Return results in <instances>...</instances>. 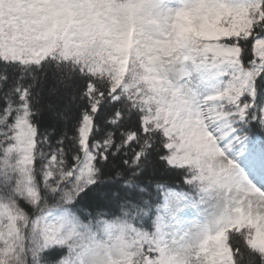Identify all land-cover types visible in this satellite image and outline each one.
Instances as JSON below:
<instances>
[{"label": "snow or ice", "instance_id": "obj_1", "mask_svg": "<svg viewBox=\"0 0 264 264\" xmlns=\"http://www.w3.org/2000/svg\"><path fill=\"white\" fill-rule=\"evenodd\" d=\"M0 264H264V0H0Z\"/></svg>", "mask_w": 264, "mask_h": 264}, {"label": "rangeland", "instance_id": "obj_2", "mask_svg": "<svg viewBox=\"0 0 264 264\" xmlns=\"http://www.w3.org/2000/svg\"><path fill=\"white\" fill-rule=\"evenodd\" d=\"M189 219H194V217H189Z\"/></svg>", "mask_w": 264, "mask_h": 264}]
</instances>
